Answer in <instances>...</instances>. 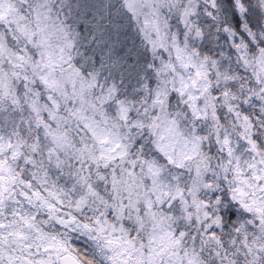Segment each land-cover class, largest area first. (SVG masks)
I'll list each match as a JSON object with an SVG mask.
<instances>
[{
	"label": "clouds",
	"instance_id": "1",
	"mask_svg": "<svg viewBox=\"0 0 264 264\" xmlns=\"http://www.w3.org/2000/svg\"><path fill=\"white\" fill-rule=\"evenodd\" d=\"M0 264H264V0H0Z\"/></svg>",
	"mask_w": 264,
	"mask_h": 264
}]
</instances>
